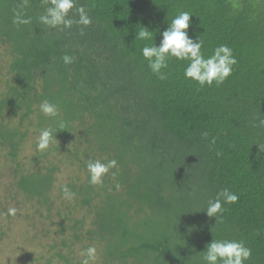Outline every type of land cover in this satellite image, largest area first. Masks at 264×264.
I'll use <instances>...</instances> for the list:
<instances>
[{
	"label": "trees",
	"instance_id": "1",
	"mask_svg": "<svg viewBox=\"0 0 264 264\" xmlns=\"http://www.w3.org/2000/svg\"><path fill=\"white\" fill-rule=\"evenodd\" d=\"M23 5L0 0V241L20 222L21 258L37 264H80L89 246L94 264H206L207 244L227 239L264 264V0H76L92 18L83 34L42 25L43 0ZM15 11L31 23L14 24ZM184 11L205 57L232 49L223 84L186 79L174 57L161 80L143 58ZM141 27L153 39H136ZM44 128L54 139L39 151ZM96 159L118 167L91 185ZM225 188L238 201L208 217Z\"/></svg>",
	"mask_w": 264,
	"mask_h": 264
},
{
	"label": "clouds",
	"instance_id": "2",
	"mask_svg": "<svg viewBox=\"0 0 264 264\" xmlns=\"http://www.w3.org/2000/svg\"><path fill=\"white\" fill-rule=\"evenodd\" d=\"M43 2L47 6L44 13L39 16V22L48 28L71 29L73 24H77L82 26L80 31L83 34L84 29L92 24V18L88 11L83 6L77 7L76 0H43ZM26 5L27 0H24L23 6ZM76 15H78V19L75 18ZM191 17L192 15L189 12L184 11L173 18L169 27L162 32L159 46L156 44L146 45L141 49L143 58L148 62L150 70L161 80L167 78V74L162 69L167 68L168 59L174 57L177 60L188 62L184 69L186 79L197 82L201 87L205 85L212 86L214 82L216 85H221L232 74L233 66L237 64V60L232 49L227 45L216 47L210 56L205 57L201 52L203 42L200 38L194 40L189 36L188 29ZM13 23L16 25L30 24L31 18L26 17L23 11H15ZM152 33L147 27H141L136 39L151 40L153 39ZM62 60L66 65L73 63V57L67 54L62 57ZM39 109L46 117H57L59 115L57 106L48 100L42 101ZM259 125L264 126V119L260 120ZM64 127V123L61 122L57 131L64 129ZM204 135L206 136L207 133ZM53 139V129H41L37 149L39 151L47 150ZM86 167L89 173V183L98 185L103 183V177L111 169L118 167V162L115 159L107 162L100 159L89 160ZM117 188H119V185H117ZM62 192L65 199L71 200L75 196V193L67 185L62 187ZM238 199L237 194L225 188L217 194L215 200L208 202L206 215L216 219L223 212V204H234ZM16 211L14 207H11L8 209L7 215L15 216ZM251 255L252 250L245 246L243 241L213 239L206 246L203 260L206 264H245V261H248ZM82 257L80 264H94L97 259L96 247H87L83 251Z\"/></svg>",
	"mask_w": 264,
	"mask_h": 264
},
{
	"label": "rangeland",
	"instance_id": "3",
	"mask_svg": "<svg viewBox=\"0 0 264 264\" xmlns=\"http://www.w3.org/2000/svg\"><path fill=\"white\" fill-rule=\"evenodd\" d=\"M25 225L20 222L16 223L9 229V237L0 241V264H11L18 262L19 264H37L21 258L25 250L22 246L24 240L22 232L25 231ZM33 249H29L31 251ZM21 259V261H19Z\"/></svg>",
	"mask_w": 264,
	"mask_h": 264
}]
</instances>
